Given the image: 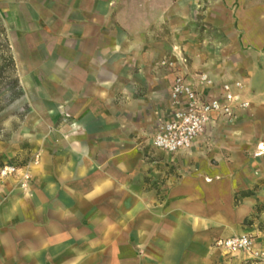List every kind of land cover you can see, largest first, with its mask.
Segmentation results:
<instances>
[{
    "label": "crops",
    "instance_id": "crops-1",
    "mask_svg": "<svg viewBox=\"0 0 264 264\" xmlns=\"http://www.w3.org/2000/svg\"><path fill=\"white\" fill-rule=\"evenodd\" d=\"M223 6L210 23L237 57L174 70L161 65L179 48L165 43V0H16L23 127L38 159L27 190L0 186V264H212L213 242L242 233L264 248V0ZM204 71L213 86L197 83ZM178 73L205 97L240 81L250 106L233 123L213 115L168 153L151 137Z\"/></svg>",
    "mask_w": 264,
    "mask_h": 264
},
{
    "label": "rangeland",
    "instance_id": "rangeland-1",
    "mask_svg": "<svg viewBox=\"0 0 264 264\" xmlns=\"http://www.w3.org/2000/svg\"><path fill=\"white\" fill-rule=\"evenodd\" d=\"M223 4L224 0H179L174 7L165 0V7L170 11L164 24L165 43L171 46L175 42L179 48H166L164 58L173 61L176 67L184 63L193 68H201L206 61L219 64L227 56L234 60L237 49L228 47L227 36L210 23L211 18L225 10ZM233 7L226 8L232 10ZM177 8L180 9V18L177 17ZM178 22L180 32L177 34L173 30L178 27ZM227 24L234 27L230 18ZM179 49L181 53L177 54ZM9 54L14 65L9 61ZM248 56L245 54V57ZM22 93L16 67V0H0V147L4 150L0 156L1 164L27 165L38 154H32L29 130L23 127L28 120L29 106L21 98ZM218 252L212 264H264V260L252 259L243 252L222 249H218Z\"/></svg>",
    "mask_w": 264,
    "mask_h": 264
},
{
    "label": "built area",
    "instance_id": "built-area-1",
    "mask_svg": "<svg viewBox=\"0 0 264 264\" xmlns=\"http://www.w3.org/2000/svg\"><path fill=\"white\" fill-rule=\"evenodd\" d=\"M161 65L176 69L175 63L165 58L161 60ZM195 79L199 85H214V80L207 72H199ZM242 88L243 84L240 81L224 82L216 96L205 97L183 75L176 74L170 85L173 110L170 117L158 125L151 137V144L155 148L173 153L180 149H188L192 142L204 133L213 115L221 116L227 122L233 123L238 112L250 106V101L242 98L240 94ZM37 159L38 154L32 162ZM11 178L16 180L20 189L27 190L32 179L29 164H2L0 186ZM213 245L227 252H243L252 259L264 260V248L256 246L252 236L246 233L217 238Z\"/></svg>",
    "mask_w": 264,
    "mask_h": 264
},
{
    "label": "trees",
    "instance_id": "trees-1",
    "mask_svg": "<svg viewBox=\"0 0 264 264\" xmlns=\"http://www.w3.org/2000/svg\"><path fill=\"white\" fill-rule=\"evenodd\" d=\"M8 46V45H7ZM7 48V50H8V47H6ZM9 61H10V63L11 64H13L14 65V61H13V58H12V56L9 54ZM16 82L18 83V78H17V76H16Z\"/></svg>",
    "mask_w": 264,
    "mask_h": 264
}]
</instances>
